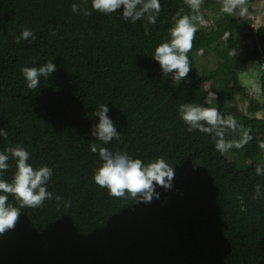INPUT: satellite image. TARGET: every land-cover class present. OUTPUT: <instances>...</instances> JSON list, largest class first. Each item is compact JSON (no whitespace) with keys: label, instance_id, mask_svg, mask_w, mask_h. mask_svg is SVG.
I'll list each match as a JSON object with an SVG mask.
<instances>
[{"label":"trees","instance_id":"obj_1","mask_svg":"<svg viewBox=\"0 0 264 264\" xmlns=\"http://www.w3.org/2000/svg\"><path fill=\"white\" fill-rule=\"evenodd\" d=\"M74 3L82 0H0V129L8 132L0 152L24 147L34 168H52L47 190L71 202L22 208L15 227L0 235V264H264V173L255 172L264 168V26L248 32L239 9L228 15L216 0H203V8L218 4L216 15L209 31L198 28L192 70L175 86L152 54L177 12L197 15L184 0H160L154 25L122 20V7L73 13ZM23 28L35 39L14 43ZM209 46L220 59L199 72L195 55ZM49 60L56 71L28 89L21 69ZM250 62L261 99L250 98L241 112L235 99L248 98L240 73ZM182 103L234 115L253 139L219 153L209 135L187 131L178 117ZM100 104L122 135L106 147L145 163L163 157L174 167L172 188L156 186L158 199L114 198L92 180L100 161L89 148L90 129ZM14 172L9 160L0 179L10 182ZM257 184L260 199L253 200ZM9 203L18 206L11 195Z\"/></svg>","mask_w":264,"mask_h":264},{"label":"clouds","instance_id":"obj_2","mask_svg":"<svg viewBox=\"0 0 264 264\" xmlns=\"http://www.w3.org/2000/svg\"><path fill=\"white\" fill-rule=\"evenodd\" d=\"M192 13H198L203 0H184ZM84 5V6H82ZM88 0L74 3L71 6L73 13H82L89 16L92 11L102 14H113L118 9L122 12L120 18L124 21L135 23L146 20L147 24L154 25L161 11L160 0H91L90 9ZM247 0H224L221 12L234 15L239 9L243 14L247 11ZM202 20L200 16L180 15L177 12L172 17V26L168 29L167 39L159 43L152 54L159 63L163 77L171 74L173 85L179 86L192 70L188 53L193 48L195 35L198 31L194 20ZM147 32V26H145ZM52 35H55L53 31ZM35 39V33L28 28H23L20 35L15 37L14 43L21 40ZM261 68L264 69V60ZM56 71V65L49 60L39 67H23L21 73L28 89L35 90L41 83V77L47 78ZM106 104H100L92 115L98 117V123L92 125L90 134L95 141L89 145L90 151L97 155L100 164L94 169L92 180L114 198H123L137 203H150L154 198H159L155 191L156 186L165 190L172 188L175 170L163 158L158 157L145 163L139 158L131 157L127 152L110 150L108 145L114 139L120 141L122 135L116 130L113 120L107 113ZM178 117L187 126V131L198 130L207 134L215 142V149L221 153L229 150L242 149L252 139V130L238 123L234 115L222 116L217 107H205L196 103H182L178 107ZM239 133L238 138L226 139V133ZM0 137L7 139L8 132L0 129ZM264 151V141L258 144ZM9 160L15 162V172L11 181L0 179V235L15 227L21 215L22 208H38L47 200H54L57 207L61 202L65 208L71 207L70 201H65L61 195H53L47 190V185L53 175V170L47 165L34 168L28 161L29 152L22 146H9L0 152V175L9 168ZM257 175L264 173V168L257 166ZM254 186L253 200H259L258 189ZM9 195L14 198L16 205L9 203Z\"/></svg>","mask_w":264,"mask_h":264},{"label":"rangeland","instance_id":"obj_3","mask_svg":"<svg viewBox=\"0 0 264 264\" xmlns=\"http://www.w3.org/2000/svg\"><path fill=\"white\" fill-rule=\"evenodd\" d=\"M217 3L223 5L224 0H216ZM215 5H210L207 8H203L202 4L200 6V10L196 16L202 17V20H194L193 22L196 24L197 28H200L205 31H209L212 27L211 21L213 17L216 15L215 13ZM239 15H242L244 18L249 19L250 23L246 28L248 32H254L256 27L261 25L264 26V0H253L248 6L247 11L243 14L238 12ZM220 18V16L218 17ZM220 42H222L220 40ZM251 43V42H250ZM251 45V44H250ZM209 50L202 53H196V68L201 72L202 66L206 69H214L220 59L215 52L212 50V47L209 46ZM241 83L244 85L246 89V93L248 98L237 95L235 101L241 112L245 111L248 107L250 98L260 100V85L258 78V68L255 62H250L246 66V70L240 73ZM212 95L210 94L209 97ZM255 114L259 115L260 113L256 112Z\"/></svg>","mask_w":264,"mask_h":264},{"label":"bare ground","instance_id":"obj_4","mask_svg":"<svg viewBox=\"0 0 264 264\" xmlns=\"http://www.w3.org/2000/svg\"><path fill=\"white\" fill-rule=\"evenodd\" d=\"M108 72V71H107ZM237 108H238V106H237ZM132 155H134V153L132 154ZM235 161V160H234Z\"/></svg>","mask_w":264,"mask_h":264}]
</instances>
